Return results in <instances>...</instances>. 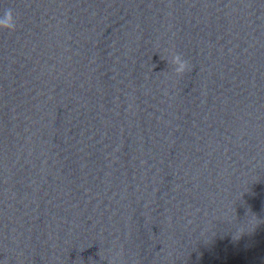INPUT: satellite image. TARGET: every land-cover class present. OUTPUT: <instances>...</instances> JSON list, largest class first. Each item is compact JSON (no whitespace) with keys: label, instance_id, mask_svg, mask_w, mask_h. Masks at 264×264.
Here are the masks:
<instances>
[{"label":"clouds","instance_id":"clouds-1","mask_svg":"<svg viewBox=\"0 0 264 264\" xmlns=\"http://www.w3.org/2000/svg\"><path fill=\"white\" fill-rule=\"evenodd\" d=\"M0 29L7 31H15L16 29V19L14 13L11 9H6L3 17H0ZM171 63L174 65V71L177 75L183 74L187 68V61L182 59L181 55L175 54L171 58Z\"/></svg>","mask_w":264,"mask_h":264}]
</instances>
